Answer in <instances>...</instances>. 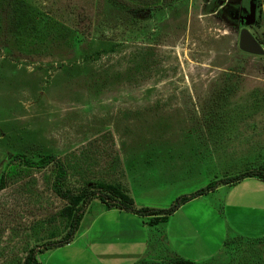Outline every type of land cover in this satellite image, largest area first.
<instances>
[{"label": "rangeland", "instance_id": "rangeland-1", "mask_svg": "<svg viewBox=\"0 0 264 264\" xmlns=\"http://www.w3.org/2000/svg\"><path fill=\"white\" fill-rule=\"evenodd\" d=\"M12 1L0 0V178L15 155H54L72 192L114 186L159 212L210 183L264 172V55L242 53L241 27L221 13L247 12L252 0H158L147 16L142 0H16L26 20L8 33ZM261 10L247 28L264 50V0ZM56 173L20 167L6 179L0 264H22L65 235ZM185 205L150 226L94 199L70 245L36 258L101 264L90 246L106 263L119 254L111 264H264V182L220 184ZM223 219L242 242L220 243Z\"/></svg>", "mask_w": 264, "mask_h": 264}, {"label": "trees", "instance_id": "trees-1", "mask_svg": "<svg viewBox=\"0 0 264 264\" xmlns=\"http://www.w3.org/2000/svg\"><path fill=\"white\" fill-rule=\"evenodd\" d=\"M7 1V0H6ZM120 2L121 5L124 7L131 6L129 0H117ZM171 0H162V4H166ZM16 0L11 2V6L14 7L11 13L8 14L7 17V24H9L8 33L16 32L18 29L23 27L24 21V14L18 9V6H15ZM218 2V1H217ZM252 3L256 5V11L258 13V20L262 18V10H261V0H252ZM158 4V0H142L139 4L140 6H136L137 12L144 16H147L151 9L150 7H155ZM256 20V24L259 21ZM257 40V38H255ZM258 41V40H257ZM53 164L57 169L56 177L53 181V190L55 194L60 197L61 199L67 201L68 205L61 210L59 216L61 218H65L67 221L66 233L59 241H52L51 243H46L40 247H32L22 264H41L36 256L39 253L44 251L58 249L69 245L73 238L75 237L80 222L82 220L83 213L89 203L97 199L103 204H105L108 208L118 209L120 211L129 212L136 216L140 217H150L148 224L150 226L157 225L159 223H165L167 218L174 214L181 206L185 205L186 203L194 200L197 197L203 196L214 191L220 184L222 185H232L237 182H240L246 178H257L264 182V172L260 171H250L243 174H240L236 177L225 179L218 182L210 183L208 186L196 191L194 194L189 196H182L177 198L171 205V207L165 211H154L147 208H140L137 209L132 199L123 195L116 187L109 186V185H87L83 187L81 191L78 193H74L68 188H66V182L68 180V170L67 168L61 163V161L54 155H47L46 157L41 158L39 161H30L25 159L20 155H15L12 160L6 165L3 174L0 178V191L5 188L6 179L12 176H16L18 173V169L20 167L24 168H37L42 169L46 166ZM243 237L240 236H233L229 238V240H225L223 246L227 245L228 242H242ZM264 242V239H258Z\"/></svg>", "mask_w": 264, "mask_h": 264}, {"label": "water", "instance_id": "water-1", "mask_svg": "<svg viewBox=\"0 0 264 264\" xmlns=\"http://www.w3.org/2000/svg\"><path fill=\"white\" fill-rule=\"evenodd\" d=\"M223 3L224 1H218L217 6H222ZM247 13V17L243 19L245 20V23L242 20V24H244L245 26L240 30L238 48L242 53L247 55L263 56L264 50L247 28L249 26H252L256 21V5L254 3L250 4Z\"/></svg>", "mask_w": 264, "mask_h": 264}, {"label": "crops", "instance_id": "crops-1", "mask_svg": "<svg viewBox=\"0 0 264 264\" xmlns=\"http://www.w3.org/2000/svg\"><path fill=\"white\" fill-rule=\"evenodd\" d=\"M246 179H249V178H246ZM245 180V179H244ZM200 197H202V196H200ZM198 198V197H197ZM196 199V198H195ZM188 205V204H187ZM186 206V205H185ZM185 206H183V207H185ZM108 211V210H107ZM108 212H119V213H121V212H123V211H120V210H118V209H109V211ZM125 212V211H124ZM126 213H129V212H126ZM176 213V212H175ZM213 213H215L214 211H213ZM133 215V214H132ZM136 216V215H135ZM218 224H221L224 228H225V230H226V232H225V235H222L221 236V241H220V243L223 245V243H224V241L228 238V237H233V236H236V235H234V232L232 231V229H230V227L228 226V224H227V222L226 221H224V219L221 221V222H219ZM79 229V228H78ZM204 229H206V227L204 228ZM203 228L201 229V228H199L198 230H204ZM206 240V238L204 239V241ZM76 244H78L79 245V243L78 242H76ZM188 245H191L190 244V242L188 241V243H187ZM70 245V244H69ZM69 245H66V246H69ZM206 245H208L207 243H206ZM66 246H64V247H66ZM223 247V246H222ZM78 249V248H77ZM80 252H85L86 253V250L82 247V249H78ZM89 252L90 253H88V254H90V256H92L94 259H96V260H100V263L101 264H111V262L110 261H115V263H116V261H117V259H119V254H117V256L115 257L114 255H110V254H108V255H106L107 257L105 258V261L107 260V261H109V263H106V262H104V260H103V256H102V258L100 257L102 254H99L98 252H96L95 250H93V249H91V247L89 246ZM204 255H205V258H203V259H208V258H210L211 256L210 255H208V254H206V253H204ZM137 261V260H136Z\"/></svg>", "mask_w": 264, "mask_h": 264}, {"label": "flooded vegetation", "instance_id": "flooded-vegetation-1", "mask_svg": "<svg viewBox=\"0 0 264 264\" xmlns=\"http://www.w3.org/2000/svg\"><path fill=\"white\" fill-rule=\"evenodd\" d=\"M216 7H217V4H216ZM221 13L227 16L231 21L237 23L241 27V29L245 26L244 24H242V20L247 17L248 13L240 9L239 7L226 4L221 8ZM243 21L245 23V20ZM255 23L249 27L250 28L254 27Z\"/></svg>", "mask_w": 264, "mask_h": 264}]
</instances>
